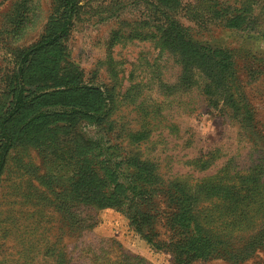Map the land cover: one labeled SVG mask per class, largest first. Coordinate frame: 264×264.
Listing matches in <instances>:
<instances>
[{"label":"rangeland","instance_id":"374dc122","mask_svg":"<svg viewBox=\"0 0 264 264\" xmlns=\"http://www.w3.org/2000/svg\"><path fill=\"white\" fill-rule=\"evenodd\" d=\"M251 1L72 0L67 31L22 74L29 103L12 131L35 111L57 123L5 154L0 264H264V0ZM66 8L0 0V117L21 53ZM179 36L220 49L228 100L186 69ZM75 87L111 105L101 122L51 94ZM136 163L153 182L137 185ZM194 202L199 256L175 222Z\"/></svg>","mask_w":264,"mask_h":264},{"label":"trees","instance_id":"16d2710c","mask_svg":"<svg viewBox=\"0 0 264 264\" xmlns=\"http://www.w3.org/2000/svg\"><path fill=\"white\" fill-rule=\"evenodd\" d=\"M66 3V10L64 14V20L62 26L58 31L53 33L52 35H48L38 41L36 44L28 47L24 50L19 58V66L14 74V78L16 80L15 85L12 90V99L8 105L6 111L0 117V169L4 163V158L7 150L15 143L20 140H26L27 138L35 137L39 133H42L49 127L51 124L57 123V119H50V117L44 116L42 112L35 111L32 115L26 119L25 125L20 127L18 131H12L10 125L13 119L19 114H21L24 108L28 105V95L25 94L26 89V80L22 77V74L25 73V68L27 64H29L35 56L48 50L54 42L60 38L67 31V27L71 21V13L73 9L72 0H64ZM252 2H257L256 0H252L249 3V6L252 5ZM182 40V59L188 65H194V68L197 70V73L200 75L203 74V78L206 82V92L208 94V89H213L210 93L220 94L223 93V100H228L230 95H227V87L226 84L228 82V72H226L227 62L224 57L216 58L218 52H221L220 49L215 48L212 50V47L207 45H202L200 43H191L187 40L182 39L183 36H179ZM165 44H169V41L165 39ZM48 70V65L44 63V65L37 67L38 73H34L35 75H43L45 76L46 71ZM61 79H58L60 81ZM67 88L57 90L51 94L55 95L56 102L60 99H64L69 103H76L79 106H84L87 108H92L96 110V117L100 120L103 119L101 116V112L103 114L109 113L111 109V105H109L108 109L104 112L103 109L105 107L104 98H102V94L100 91L94 88H85V87H75L71 88L69 92H66ZM93 90L96 101L95 104L90 101V93ZM43 96V95H41ZM81 110V109H79ZM76 110H74L75 112ZM63 114V113H62ZM140 132L139 134H141ZM138 170L134 169V175L136 176V183L140 187L142 182L150 181L153 182L154 175L152 170L145 166H140L136 163ZM194 204L191 205H183L182 211L180 214H176V218L183 216V221L180 219H175L176 224L182 229L184 233H190L187 236L185 243L188 244V249L191 256H199L202 255L205 251L209 250L206 243L209 238L207 233L203 232L201 229V225L196 218V214L194 213ZM193 230H190V229Z\"/></svg>","mask_w":264,"mask_h":264}]
</instances>
